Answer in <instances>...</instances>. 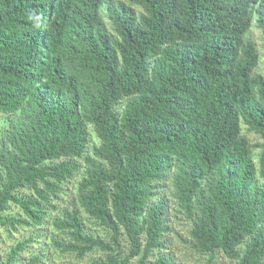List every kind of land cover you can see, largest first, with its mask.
<instances>
[{
  "label": "trees",
  "instance_id": "1",
  "mask_svg": "<svg viewBox=\"0 0 264 264\" xmlns=\"http://www.w3.org/2000/svg\"><path fill=\"white\" fill-rule=\"evenodd\" d=\"M255 18L264 35V0H0V239L32 230L4 264H54L25 257L39 238L176 264L173 216L209 264H264V143L256 161L243 133L264 139Z\"/></svg>",
  "mask_w": 264,
  "mask_h": 264
},
{
  "label": "rangeland",
  "instance_id": "2",
  "mask_svg": "<svg viewBox=\"0 0 264 264\" xmlns=\"http://www.w3.org/2000/svg\"><path fill=\"white\" fill-rule=\"evenodd\" d=\"M103 16L106 17L105 19L108 21L105 10H103ZM256 22L257 20L255 18L254 25L249 31V37L256 43L260 54V62L256 71L264 75V35L257 27ZM243 133L249 137L251 143L256 145L254 148V153L256 156V161H258L260 152L262 150L260 145L264 143V139L254 132H249L246 127L243 128ZM93 141L95 143L98 142L95 137L93 138ZM76 188L77 177L76 179H71L65 184L60 196V200L57 203H60V206L62 207L68 205L76 195ZM11 211L13 213H21L17 206H11ZM172 221V231L169 234L168 249H166L165 253L169 254L176 264H209L211 256L206 253L197 252L189 242V228L191 226L190 222L184 219L182 216H173ZM88 224L95 233L103 235L107 234V232L101 227L90 222ZM31 231L32 230L30 228L23 227H20V229L17 231L12 232L11 235L5 234L3 231H1L0 264H4V260L10 247L18 243L20 240L28 238L32 233ZM121 239L125 251H128L129 244L126 238L123 237ZM186 240L189 243L186 242ZM39 251L48 253L50 259L49 262H53L54 264H91L94 258L102 255L101 252L96 251L87 255L83 259H78L73 255L62 254L51 245L48 238H39L38 241L35 240L32 242V244L28 246L27 250L24 251V255L27 259H29L34 252ZM130 264H136V259L132 260ZM211 264H231V261L222 252H218Z\"/></svg>",
  "mask_w": 264,
  "mask_h": 264
}]
</instances>
